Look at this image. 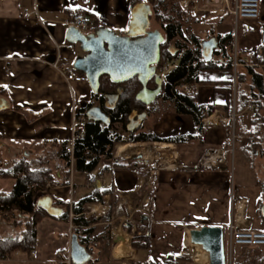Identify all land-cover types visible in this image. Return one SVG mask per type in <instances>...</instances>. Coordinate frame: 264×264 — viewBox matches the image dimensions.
<instances>
[{
	"label": "crops",
	"instance_id": "1",
	"mask_svg": "<svg viewBox=\"0 0 264 264\" xmlns=\"http://www.w3.org/2000/svg\"><path fill=\"white\" fill-rule=\"evenodd\" d=\"M261 1L260 22L239 24L237 36L236 23L233 17V21L228 19L231 15L225 8V0L180 1L190 19H196L201 11L197 18L200 20L203 11H209L208 19L214 17L217 22L210 25L208 36L232 35L234 53L236 50L240 54L241 62L238 61L240 66L235 68L233 61L227 64L225 60L214 59L218 66L227 67L200 72L201 81L194 86L193 94L200 105L215 108L212 115L203 118L201 129L197 128L192 116L175 111L161 115L158 110L156 114L148 115L142 131L170 140L163 144L166 148L157 146L156 149L167 167L154 170L153 162L135 163L136 157H142L136 150L139 143H128L125 144L130 146L128 151L122 155L117 153L114 161H101L91 175L81 173L74 164L71 165L69 182L61 185L66 177L64 148L72 139L75 111L92 103L94 94L88 82L67 83L62 75L67 69L75 70L74 62L85 54L78 45L74 50L59 47L71 44L66 41V31L72 17L78 13L94 25L97 22L117 34H125L131 22L132 0H37L36 3L34 0H0V194L12 193L17 184L14 164L27 162L33 171L49 172L52 179L47 185L50 182L59 184L52 189L46 187L37 196V204L50 197L53 207L61 213L63 207H71L67 220H60V215L52 216L38 225L34 256L24 258L23 253L17 252L2 264H62L70 254V237L76 228L72 208L92 196L96 188L113 190L120 203L111 217L112 197L109 194L104 196L102 203L86 207L84 218L94 223L91 227L95 231L93 236L102 244L95 245L92 253L87 250L93 264H123L128 260L165 264L169 256L183 255L180 251L189 242L190 230L205 226L221 227L225 235L229 234L230 225L242 230H264L261 216V202L264 204V108L259 111L256 105L253 110L247 108L254 104L247 102L252 83L248 69L257 73L264 71V65L258 62L262 55L261 30L264 28V0ZM24 9L36 14L27 19ZM56 62H59L60 70L52 67ZM168 68L158 71L164 82L160 73ZM238 74L243 76L242 82H238ZM188 89L185 90L189 94L192 88ZM254 135H260L263 141L254 142ZM181 137L192 139L174 143ZM216 152H227L225 163L218 164L214 160L212 166H204L206 156ZM115 161L120 167H114ZM91 177L98 178L95 187L88 184ZM142 210L140 227L125 224L133 233L127 234L130 237L128 253L120 256L115 252L120 243L117 233H125L120 226L117 233L113 232L116 233L114 249L103 260L107 239L102 238L100 227L111 226L115 219L127 214L124 211H131L127 219L130 220ZM193 225L199 227L188 230V226ZM15 232L10 224L0 220V237L15 236ZM145 233L150 235V250H134L131 241ZM263 250L258 247L247 250L251 255H243L244 264H264ZM235 261L238 264V257L233 252L232 264Z\"/></svg>",
	"mask_w": 264,
	"mask_h": 264
},
{
	"label": "trees",
	"instance_id": "2",
	"mask_svg": "<svg viewBox=\"0 0 264 264\" xmlns=\"http://www.w3.org/2000/svg\"><path fill=\"white\" fill-rule=\"evenodd\" d=\"M146 3L152 9L150 21L154 20L159 27V31L165 41L161 46V63L158 65V71L169 67L168 65L177 62L176 67L170 71L165 78V91L161 96L165 102L174 106L175 112L180 115H190L198 129L202 127V120L206 116L214 113V107L200 105L197 96L193 94V88L200 80V72L205 69H215L227 67V65L218 66L213 62L225 60L228 64L234 60V42L232 35H217L218 47L214 51L213 59L209 62L204 61L202 56V42L195 36L192 37L194 47L182 54L180 48V39L184 38V27L187 25L190 15L181 6L177 0H132V8L139 3ZM100 24L95 22V29L100 28ZM158 31V30H156ZM215 34H212L213 37ZM210 36L208 38H211ZM177 42L174 44V41ZM174 44V45H173ZM170 47L176 48V54H172ZM262 55L258 62L264 65V47L260 48ZM238 61L241 62L240 54L237 53ZM229 67V66H228ZM252 77L251 95L247 102H253L257 106V111L264 108V71L257 73L256 70L248 69ZM243 76L238 74V82H242ZM191 87L192 92L186 93L184 89ZM118 88H123L124 92L120 97L115 110L104 111L110 117V125L105 126L100 123L88 122L84 132V138L77 141L74 145L73 157L64 155L65 160V179L60 182L61 185H67L69 182L70 168L73 164L75 169L81 173L91 175L99 166L101 161H114L116 146L128 143H147L161 142L170 140L160 139L155 135L141 132V128L135 132H127L129 116L135 110L139 113H150L151 107L146 106L137 100V95L142 89V85L137 78L123 84L122 86L113 84L108 77L101 79V87L98 95L101 102H105V96L115 94ZM183 88V89H182ZM257 92V93H256ZM158 100L156 101V103ZM156 103L154 105H156ZM90 104H84L78 109L79 117H86V109ZM258 113V112H257ZM114 125H122L124 130L129 133V139L126 141L122 134L113 130ZM192 137L177 138L174 143L181 144ZM129 146L120 145L117 148L119 154ZM261 153V151L259 150ZM139 158L134 162H140ZM114 167H120L119 162H114ZM14 177L17 184L10 194H0V220L8 223L16 231L15 236L0 237V258L15 253H25L31 255L37 245L38 225L46 218L52 217L46 210L37 204V196L44 192L47 182L51 176L48 171H33L27 162H18L14 164ZM57 185H59L57 183ZM106 194L112 197L109 217L114 213L118 206V199L113 190L102 191L96 188L92 196L87 197L73 206V212L76 215L73 222L76 226L73 236L78 238L79 243L85 246L90 253L93 247L100 246V239L94 237V229L91 228L94 223L85 220L84 215L87 212V206L92 203H102ZM44 197V196H43ZM60 204H58L59 206ZM263 201L261 202V206ZM71 212L70 206L62 208L60 220H67ZM109 220V218H108ZM264 223V222H263ZM126 230L130 227L125 226ZM111 243V242H110ZM132 248L137 251L150 250V235L145 233L143 236L132 240ZM175 256H169L165 264H180ZM263 261V260H262ZM91 264L93 262H90ZM152 264V263H138Z\"/></svg>",
	"mask_w": 264,
	"mask_h": 264
},
{
	"label": "water",
	"instance_id": "3",
	"mask_svg": "<svg viewBox=\"0 0 264 264\" xmlns=\"http://www.w3.org/2000/svg\"><path fill=\"white\" fill-rule=\"evenodd\" d=\"M151 7L146 3H139L132 9L131 22L124 35L117 34L110 28L100 27L93 33L86 34L74 26L66 31V41L78 45L85 56L74 62V69L87 77L88 84L94 95H98L101 79L108 77L110 81L122 86L137 78L142 89L137 100L146 106H152L161 96L164 79L158 75V65L161 63V46L165 39L159 31H150ZM218 47L216 37L202 42V56L209 62ZM172 54H176L174 47H170ZM154 80L156 88L149 84ZM124 89L118 88L115 94L105 96V109L115 110ZM88 122L110 125V117L100 106H91L86 109ZM148 117L147 112L139 113L135 110L129 116L127 131L132 133L139 130ZM50 197L38 202L51 216H58L61 210L52 205ZM264 220V204L261 208ZM190 243L201 246L209 255V264H227L225 251V232L221 227L205 226L190 230ZM70 256L74 264H89L92 255L78 241L72 237Z\"/></svg>",
	"mask_w": 264,
	"mask_h": 264
},
{
	"label": "built area",
	"instance_id": "4",
	"mask_svg": "<svg viewBox=\"0 0 264 264\" xmlns=\"http://www.w3.org/2000/svg\"><path fill=\"white\" fill-rule=\"evenodd\" d=\"M35 3L37 0H34ZM225 8L227 12L234 18L236 23V31L235 34L237 36L239 31V24H247V23H259L262 14H263V6L261 0H225ZM36 12H29L27 9H24V16L27 19L34 17ZM71 26L76 27L80 31L86 34L93 33L95 29V25L90 23L83 14L78 13L75 14L71 19ZM244 32L247 33V30L244 29ZM261 45L264 47V28L261 30ZM66 47L69 50H74L75 45L69 44L67 46H60V48ZM234 67L237 68L239 65L238 63V56L235 50L234 53V60H233ZM55 70H60L59 62H56L52 66ZM64 79L67 83H77L83 84L87 83V77L72 69H67L65 73L62 74ZM189 91L188 87L185 88ZM248 110H253L255 108V104L248 105ZM234 119V118H233ZM88 121L86 117H79L77 115V111H75V115L71 124L72 130V139L71 142L66 144L64 148V153L67 156L73 157L74 153V145L77 141H80L84 138V132L86 129ZM252 140L257 143H261L263 141L260 135H254ZM227 152H216L210 153L206 156L204 161V166L210 167L213 165V161L215 160L218 164H224L226 161ZM73 165V160H72ZM162 167V164H159ZM165 168V167H164ZM163 169V168H161ZM98 183V178L91 177L89 179V186L95 187ZM47 187L49 189L56 188L58 185L54 182L48 183ZM228 246H229V263L232 264L233 259V252L235 248H242L243 250H249L252 247L264 248V230H242L237 228L235 225H230L229 230V238H228ZM31 256H34V252H32ZM11 256H4L0 258V264L5 261H8ZM62 264H74L70 254L63 260Z\"/></svg>",
	"mask_w": 264,
	"mask_h": 264
},
{
	"label": "rangeland",
	"instance_id": "5",
	"mask_svg": "<svg viewBox=\"0 0 264 264\" xmlns=\"http://www.w3.org/2000/svg\"><path fill=\"white\" fill-rule=\"evenodd\" d=\"M177 1H182V0H177ZM212 5H214V4H212ZM212 5L210 4L209 6H212ZM219 5H222V2ZM203 9H205V7ZM200 12L201 11H199L197 13L198 17H196V19L191 17V19L189 20L188 24L185 25V27H184V38L180 39L181 46H183V49L182 48L179 49V50L182 51V54L185 51H187V50H192L193 49V47H194V43H193V40H192L193 36H195L199 40H203V41L210 39V38H208L209 37L208 34L210 32V29H211L210 25L212 24V22H217V20L214 17H212L211 19H208L207 16H209V14H210L209 11H203V13H202L203 17H202V19L199 20L197 18H200V16H199V14H201ZM228 19H229V21L230 20L233 21L232 20V16L230 17L228 15ZM89 22L92 23L91 21H89ZM160 29L161 28L159 27V25L154 20L153 21L151 20L150 30L151 31H156V30L161 31ZM221 36H224V35H221ZM176 42H177V40L174 41V44ZM176 65H177V62L170 63L168 65L169 68L167 69V71L163 72V73L161 72L160 75H162L164 78H166L167 74L170 71H172L176 67ZM184 91H186V90L184 89ZM91 102H92V104L94 106H99L97 101L92 99ZM153 106H154V104L152 105V107L150 109L149 115L156 114L158 112V110H159V113L161 115H162V113L168 114L170 112H174L175 111L174 106L172 104H170L168 102H165L161 98L158 100V102L156 103L155 107H153ZM160 114H159V116H160ZM142 130H143V126L141 127V132H143ZM114 131L122 134L126 141L129 139V133H127L126 130H124V128L121 125H117L114 128ZM156 143H158V144L155 145L156 147L152 144V142L139 143V145H138L139 147H137V149H136V150H139L138 151V155H139V153L142 154L141 155L142 157L139 158V159H141V163L148 162V164H149V162L150 163L153 162L151 165H152V167H154V170H156L158 168L161 169V168L167 167V165L162 162V159L160 160V158H159L160 155H158L157 152H156V149L158 148L157 146H159L161 148H166V146L163 145V144H165V142L161 141V142H156ZM136 144H138V143H136ZM120 145H125V144H120ZM145 152L147 153V155L145 154ZM116 154H117V150L115 151V155ZM119 155H120V153H119ZM134 157H136V155ZM137 158L138 157H136L135 159H137ZM159 164H162V167H160ZM147 167H148V165H147ZM256 169L257 168L255 167V171H256ZM119 203L120 202L118 201V205H119ZM142 211L143 212L138 213L137 215H135L133 217V219L131 218L130 220H127V219L129 218L128 212L130 213L131 211H128V212L124 211V213H127V214H122L119 218L115 219V221H113V223H111V226H109V227H100V231L103 232V235H104L102 238L107 239V242H105V244H107V247L104 248L103 252H102V254L104 256L103 260H106L110 256V252H112V250L114 249V246H113L114 245L113 244L114 243V239H113V237H115L114 235L117 233V228H120V226H121V228H123V231L125 232V234H131L132 232L130 230H126L125 224L126 223H130L133 226L140 227L141 226V219H140L141 215L140 214L144 213V210H142ZM190 227H199V226H195V225L188 226V230H190ZM114 231L116 233L113 234ZM73 232L74 231H72V233ZM137 234L138 233H136L134 236H137ZM71 237H73L72 234H71ZM71 237H70V239H72ZM188 237H189V234H188ZM228 238H229V234L226 233V235H225V251H226L227 263H229ZM176 240H178V239H176ZM117 245H118V242H117ZM131 246H132V241H131ZM115 247H117V246H115ZM200 250H202L201 246H194V245H192L189 242V243H187V245H184V247L181 248L180 252H182L183 255L175 256L177 258L176 260L180 264H196L194 258H195V256L198 255ZM234 252H235V256L238 257V261H237L238 264H244V258H243L244 256L243 255H246V254L248 256L251 255V253H249L247 250H243V249H240V248H238V249L235 248ZM263 252H264V250H263ZM23 254H24V258H26V256H31V255H27L25 253H23ZM241 258H243V259H241ZM120 264H122V263H120ZM123 264H138V263L128 260L127 262H125ZM205 264H209V258H208V260H206ZM234 264H236V261H235Z\"/></svg>",
	"mask_w": 264,
	"mask_h": 264
},
{
	"label": "bare ground",
	"instance_id": "6",
	"mask_svg": "<svg viewBox=\"0 0 264 264\" xmlns=\"http://www.w3.org/2000/svg\"><path fill=\"white\" fill-rule=\"evenodd\" d=\"M136 147H137V146H136ZM129 148H130V146H129L128 148L122 150V151L120 152V155H122V154H124L126 151H128ZM131 150H132V149H131ZM149 150H150V149H149ZM160 152H161V151H160ZM145 154L147 155L146 152H145ZM152 154H153V153H152ZM152 154H151V155H152ZM141 155H142V154H141ZM117 236H118V238H119V240H120V243H119L118 247L116 248V251H115V252H116L117 255L122 256V255L127 254L128 251H129V247H128L129 244H128V241H129V238H130V237H129L127 234H125V233H123V232H121V231H119V232L117 233ZM188 241L190 242V239H189V238H188ZM189 242H188V243H189ZM208 258H209L208 253L202 249V250H200V252L198 253V255L195 256L194 260H195L196 264H205V263H206V260H208Z\"/></svg>",
	"mask_w": 264,
	"mask_h": 264
},
{
	"label": "flooded vegetation",
	"instance_id": "7",
	"mask_svg": "<svg viewBox=\"0 0 264 264\" xmlns=\"http://www.w3.org/2000/svg\"><path fill=\"white\" fill-rule=\"evenodd\" d=\"M150 31H151V30H150ZM123 35H124V34H123ZM149 86H150V88H152V89H155V88H156V85H155L154 80H153L152 82H150ZM164 91H165V83H164L163 91H162L161 94H163ZM94 100L98 102V105H99L100 107H102V109H103L104 111H108V110L105 109L106 100H105V102H103V103L101 102V100H100L99 98L94 97ZM90 105H91V106H94L92 103H90ZM91 106H90V107H91Z\"/></svg>",
	"mask_w": 264,
	"mask_h": 264
}]
</instances>
